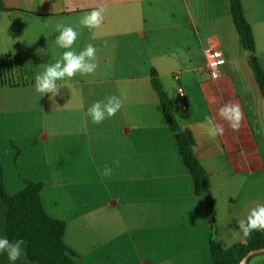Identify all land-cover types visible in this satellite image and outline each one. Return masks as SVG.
Returning a JSON list of instances; mask_svg holds the SVG:
<instances>
[{
    "label": "crops",
    "instance_id": "crops-1",
    "mask_svg": "<svg viewBox=\"0 0 264 264\" xmlns=\"http://www.w3.org/2000/svg\"><path fill=\"white\" fill-rule=\"evenodd\" d=\"M264 69V0H241ZM0 11V159L7 194L43 184L46 213L66 223L64 242L78 264H213L210 244H246L238 221L264 205V98L230 0H4ZM106 6L100 28L80 18ZM57 23L79 33L76 52L97 48L94 75L57 81L42 96L34 77L60 59ZM38 38V39H37ZM108 46H104V42ZM42 49V52H38ZM223 53L213 77L207 54ZM206 171L214 216L197 195L169 129L151 71ZM175 76H178L177 80ZM91 90V91H90ZM123 106L102 124L86 115L96 101ZM227 102L242 126L210 138L201 127ZM119 161L117 166L114 161ZM105 165L113 168L107 178ZM0 199V238L5 234ZM26 252V243L22 245ZM0 264H13L0 252ZM15 264H35L26 254ZM248 264H264V256Z\"/></svg>",
    "mask_w": 264,
    "mask_h": 264
},
{
    "label": "trees",
    "instance_id": "trees-1",
    "mask_svg": "<svg viewBox=\"0 0 264 264\" xmlns=\"http://www.w3.org/2000/svg\"><path fill=\"white\" fill-rule=\"evenodd\" d=\"M0 11H9L4 0H0ZM230 12L239 37L246 50L251 52L250 65L264 98V69L255 57V40L251 25L246 19L241 0H230ZM152 85L159 96L165 120L174 134L179 154L191 174L195 192L203 196L208 204L211 216L214 207L210 193L209 178L194 154V140L187 129H179L180 125L174 115L171 100L164 91L156 71H151ZM43 184L26 181L24 188L14 194H7L4 186L3 167L0 159V199L5 211V234L10 242L22 240L26 243V257L35 264H78L76 256L64 242L66 223L51 218L45 211L41 201ZM246 244H235L223 248L215 241L210 244L213 264H239L253 250L264 249V231L254 232L247 237ZM258 255H264L258 254ZM257 256V255H255Z\"/></svg>",
    "mask_w": 264,
    "mask_h": 264
},
{
    "label": "clouds",
    "instance_id": "clouds-1",
    "mask_svg": "<svg viewBox=\"0 0 264 264\" xmlns=\"http://www.w3.org/2000/svg\"><path fill=\"white\" fill-rule=\"evenodd\" d=\"M107 11L106 6L94 8L88 13H85L79 20V25L86 27L89 30L100 28L104 20V14ZM56 31L59 33L56 37L55 43L63 51L60 59L53 64L43 65L44 70L39 72L34 77V88L42 96L45 94H52L55 96L58 93L57 81L64 79H73L79 75H94L98 68L97 62V48L89 43L86 47L76 52L73 45L78 39L79 33L72 26H66L63 23H57ZM38 39V38H37ZM104 46H108V42H104ZM42 52V49H38ZM91 91V90H90ZM122 100L115 96H108L105 100L94 102L86 112V115L91 118L93 124L99 125L105 119L114 117L122 108ZM217 116L208 117L206 123L201 127L205 129L207 135L215 139L222 137L225 134V124L233 132L239 131L244 119L243 112L238 103L227 102L218 108ZM118 166L119 161H114ZM113 168L110 165H105L101 175L105 178L113 174ZM238 229L245 238L251 236L254 232L264 231V205H257L252 208L247 214L246 218L238 221ZM22 240L10 242L7 237L0 238V252H7L8 260L13 264L25 255Z\"/></svg>",
    "mask_w": 264,
    "mask_h": 264
},
{
    "label": "built area",
    "instance_id": "built-area-1",
    "mask_svg": "<svg viewBox=\"0 0 264 264\" xmlns=\"http://www.w3.org/2000/svg\"><path fill=\"white\" fill-rule=\"evenodd\" d=\"M224 56L219 50H212L207 54L206 67L213 77H218V67L223 63ZM178 80L179 77L175 76Z\"/></svg>",
    "mask_w": 264,
    "mask_h": 264
},
{
    "label": "water",
    "instance_id": "water-1",
    "mask_svg": "<svg viewBox=\"0 0 264 264\" xmlns=\"http://www.w3.org/2000/svg\"><path fill=\"white\" fill-rule=\"evenodd\" d=\"M248 54H251V52H248ZM181 129V127H179ZM264 253V249H259V250H253L250 251L242 260L239 264H248L250 258H252L255 255L262 254Z\"/></svg>",
    "mask_w": 264,
    "mask_h": 264
},
{
    "label": "rangeland",
    "instance_id": "rangeland-1",
    "mask_svg": "<svg viewBox=\"0 0 264 264\" xmlns=\"http://www.w3.org/2000/svg\"><path fill=\"white\" fill-rule=\"evenodd\" d=\"M246 52L248 53V52H250L249 50H246ZM175 112V111H174ZM174 115H175V117L177 116V117H179V114L178 115H176V112L174 113ZM176 117V118H177ZM261 256H264V255H261Z\"/></svg>",
    "mask_w": 264,
    "mask_h": 264
}]
</instances>
